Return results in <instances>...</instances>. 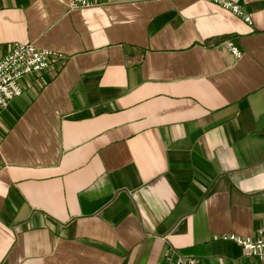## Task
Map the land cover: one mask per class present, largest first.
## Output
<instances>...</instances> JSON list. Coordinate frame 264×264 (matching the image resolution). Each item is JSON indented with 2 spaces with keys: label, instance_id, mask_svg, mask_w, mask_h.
<instances>
[{
  "label": "crops",
  "instance_id": "obj_1",
  "mask_svg": "<svg viewBox=\"0 0 264 264\" xmlns=\"http://www.w3.org/2000/svg\"><path fill=\"white\" fill-rule=\"evenodd\" d=\"M0 0L65 60L0 112V264H261L264 0ZM230 42L241 52L233 54Z\"/></svg>",
  "mask_w": 264,
  "mask_h": 264
},
{
  "label": "built area",
  "instance_id": "obj_2",
  "mask_svg": "<svg viewBox=\"0 0 264 264\" xmlns=\"http://www.w3.org/2000/svg\"><path fill=\"white\" fill-rule=\"evenodd\" d=\"M232 12L242 16L250 22V16L240 5L232 0H211ZM101 4V0H68V8H88ZM229 50L239 56L241 52L232 43H227ZM65 60V55L59 51L40 48L32 43H15L10 51L0 59V112L7 108L10 101L19 96L23 87L21 80L28 74L43 72L53 66H59ZM224 238L235 240L245 253L256 256L264 264V219L261 221L255 238L240 237L234 234L225 235ZM172 264H199L191 256H177Z\"/></svg>",
  "mask_w": 264,
  "mask_h": 264
}]
</instances>
